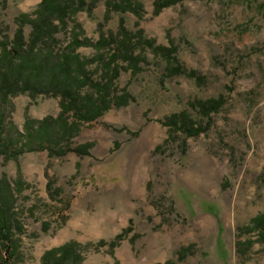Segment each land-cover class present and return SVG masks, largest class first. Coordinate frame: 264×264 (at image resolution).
<instances>
[{
    "label": "rangeland",
    "instance_id": "374dc122",
    "mask_svg": "<svg viewBox=\"0 0 264 264\" xmlns=\"http://www.w3.org/2000/svg\"><path fill=\"white\" fill-rule=\"evenodd\" d=\"M138 1L141 19L130 12L106 19L104 0H94L90 13L78 11L69 22L87 39L78 54L93 58L100 33L115 32L122 18L131 32L172 41L178 62L204 82L168 76L145 50L135 75L121 70L114 80L117 94L131 95L127 105L64 137L55 126L42 139L27 136L26 127L55 118L60 98L13 96L3 126L27 144L16 158L0 156V180L11 187L23 230L16 233L19 258L5 264H41L45 250L69 240L88 245L81 264H264V243L245 230L264 211V0H181L157 15L154 0ZM39 2L0 0V35L12 37L15 17L33 14ZM68 35L57 34L55 49ZM86 67L94 79L101 74L94 62ZM219 95L224 104L208 119L187 106ZM185 109L206 127L196 137L161 122ZM87 143V154L75 152Z\"/></svg>",
    "mask_w": 264,
    "mask_h": 264
},
{
    "label": "trees",
    "instance_id": "16d2710c",
    "mask_svg": "<svg viewBox=\"0 0 264 264\" xmlns=\"http://www.w3.org/2000/svg\"><path fill=\"white\" fill-rule=\"evenodd\" d=\"M179 1L181 0H154L152 14L157 15L163 8ZM93 4L94 0L89 3L85 0H40L33 14L20 13L15 17L17 28L12 37L0 35V156L16 158L21 152L15 151L16 148L23 149L27 144L21 134L12 137L5 132L3 126L10 99L17 94H51L60 98V111L55 118L45 117L26 127L27 136L35 135L42 139L49 138L55 126H58L59 136L64 137L76 131L81 122H92L112 107L127 105L132 99L131 95L127 92L117 94L114 91V80L121 70L135 75L140 70L141 63L145 62V50L165 63L168 76L183 75L193 79L197 85L204 82L203 76L186 69L178 62L176 46L172 41L168 45L158 44L154 39L146 38L141 28L131 32L122 18L119 19L115 32L100 33L93 44L96 49L95 56L91 59L82 58L76 50L86 44L87 39L81 37L78 24L70 27L69 22L78 11L85 10L90 13ZM104 4L106 19L111 12H130L137 19L142 18L143 8L138 0H104ZM26 27H29L27 34ZM60 31L69 33V41L64 47L55 49ZM92 62L96 63L95 69L101 71L95 79L86 67ZM223 104L224 98L221 95L187 101L190 109L207 119L211 113L218 112ZM70 112L74 116L72 120L69 119ZM161 122L169 127L171 133L179 132L184 138L196 137L206 130L205 126L192 119L188 109L172 113ZM89 147L90 143H87L74 150L79 155L87 154ZM65 152L66 150H62L60 154ZM11 198L9 183L0 180V264L19 258V240L16 233L23 228L12 210ZM245 230L256 235V242L264 243V211L254 215ZM122 235L120 233L110 241L111 248L118 244ZM250 243L247 242L248 245ZM87 246L69 240L45 250L40 262L81 264ZM155 264L175 263L167 260Z\"/></svg>",
    "mask_w": 264,
    "mask_h": 264
}]
</instances>
